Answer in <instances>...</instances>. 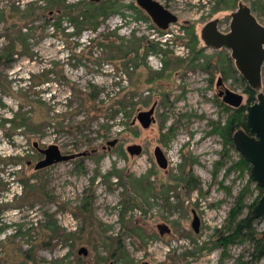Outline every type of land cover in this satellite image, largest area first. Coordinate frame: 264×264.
<instances>
[{"label": "rangeland", "instance_id": "obj_1", "mask_svg": "<svg viewBox=\"0 0 264 264\" xmlns=\"http://www.w3.org/2000/svg\"><path fill=\"white\" fill-rule=\"evenodd\" d=\"M91 1L0 0V264H26V252L31 249L37 263L32 259L29 264H76L78 258L95 264L99 258H110L115 239H121L131 264L248 262L247 245H232L227 255L213 245L216 229L225 224L239 194L250 186L247 207L261 195L257 185L249 183V172L229 173L241 155L214 133L232 113L217 96L219 79H224L226 89L242 94L245 104L249 100L247 83L238 71L233 75L227 67L225 78L218 63L219 51L205 47L201 31L210 21L219 20V30L229 32L231 14L240 2L264 25V0H159L177 17L164 33L152 20L138 17L131 8L137 5L136 0H117L119 10L110 13L96 32H78L62 2L75 5ZM191 28L199 39L198 48L203 49L202 56L193 68L166 69V59L193 57ZM114 30L122 39L146 38L169 53L152 52L145 60L140 57L133 65L142 68L127 71L126 60L109 61L97 39L99 34ZM13 40L18 53L9 63L4 51ZM220 51L231 57L228 50ZM208 59L212 64L207 70L204 64ZM150 71L166 73V79L145 84ZM262 75L264 92V67ZM132 80L142 84L132 87ZM91 84L101 95L85 103L88 95L75 92L88 93ZM161 85L164 90L158 89ZM161 95H166V103ZM119 96L134 97L135 108H128L132 112L130 126L125 124L123 113L109 118L110 107ZM155 103V123L149 129L138 122L133 126L138 113ZM26 117L41 125L42 131L27 133L22 124ZM115 140L114 147L108 145ZM35 143L41 149L59 145L65 153L86 151L91 155L79 160L83 170L76 169V161L36 171L42 155ZM134 144L142 146V155L132 157L127 152ZM157 147L168 159L167 170L156 163ZM219 162L221 166H217ZM181 167L186 174L192 172L199 185L194 189L178 186L166 201L160 186L174 184L171 177L181 176ZM117 172L136 180L147 178L156 187L146 194L148 205L128 210L124 221L121 214L129 193ZM28 179L37 190L30 198H26L21 182ZM87 197H92L91 214L80 209ZM253 209L246 208L243 217ZM194 214L201 220L198 234L192 228ZM49 219L61 227L54 237L44 227ZM162 224L169 226L170 234L160 235L158 225ZM257 228L264 231V217L257 220ZM132 229L144 230L145 239L131 234ZM46 242L51 247L44 246ZM83 247L89 251L86 257L78 255ZM116 264H123V260Z\"/></svg>", "mask_w": 264, "mask_h": 264}, {"label": "trees", "instance_id": "obj_2", "mask_svg": "<svg viewBox=\"0 0 264 264\" xmlns=\"http://www.w3.org/2000/svg\"><path fill=\"white\" fill-rule=\"evenodd\" d=\"M63 9L65 10L66 14L68 15L69 19L73 23L74 27L77 29L78 32H81L83 30H92L93 32H96L100 26L102 25V22L105 21V19L108 17L110 13L117 12L119 10V3L117 0H101V2H94L91 1L89 3H78L75 5H66L65 2H62ZM132 9H134L138 15L139 18H143L145 20H151L150 17L142 10L140 9L136 4L131 6ZM32 8H28V12L31 11ZM33 10V9H32ZM16 11H19L18 9ZM18 13V12H17ZM33 13V12H32ZM158 29V28H157ZM163 33L162 30L158 29ZM190 48H192V54L193 57L187 60H181V59H166L164 61L166 65V69L168 67H172L173 69H180L183 66H187L190 68L195 67L194 63L196 60L202 56L203 49H199V39L196 35L195 29L191 28L190 31ZM99 41V45L105 49V52L109 58V61L111 62H117L120 60H126L124 63V69L129 71V69L132 67L134 71H137L139 68H142L141 65H138L137 63L133 65L134 60H139L140 57L142 60H145V58L150 53L157 52L159 53L162 49H160L158 44H152L151 42L147 41L146 38H137L133 36L130 40L122 39L117 32L114 31H107L105 33L99 34V37H97ZM11 46L7 48L4 52L6 55H1L2 57H7V62H12L14 60V55L18 53L16 52V41L11 42ZM26 51V50H25ZM23 51V52H25ZM23 52H20L23 53ZM162 53H166L165 55H168V51H161ZM219 66H221V71L224 73L225 78L228 77V73L224 69V67L228 68L227 70L230 71L233 75L237 72L236 66L234 61L231 59V57L223 56L222 51H219ZM1 57V58H2ZM212 64V60L208 59L206 63L204 64L205 69L208 70ZM132 65V66H131ZM144 65V64H143ZM143 68H146L144 65ZM117 71L119 70V67L116 66L115 68ZM166 73H151L149 72V76L145 81V84H150L153 80L159 78V79H166ZM243 82H245L243 80ZM140 84H142L141 80L134 81L132 80L131 86L132 87H138ZM91 90L87 92L78 91L75 92L76 95H88L87 98L84 100L85 103L94 102L98 99L99 95H101V90L95 86L90 85ZM159 90H164L165 87L161 85L158 87ZM245 93L249 95L248 105H251L256 101L257 93L250 89L248 85H246ZM164 94V93H160ZM163 97L162 100H165L164 102H167L166 95H161ZM134 97L128 98L127 96H123L116 100L115 104L110 107L109 110V118L115 119L118 114L123 113L126 121L125 124L130 126L131 123L129 122L132 117V112L128 111V108L131 107V109L135 108L134 103ZM226 108V107H225ZM227 111H232L229 118L227 119V122L224 126L218 125L214 129V133L220 135L225 145L228 147L235 149L233 137L234 134L239 130H244L248 134L250 133L249 129L246 126V112L247 107L244 106L240 109H231L226 108ZM95 111V110H94ZM100 111L99 109L97 112ZM23 126L27 129L28 132L33 133H40L42 131L41 125H35V123L32 122V119L30 117H26L23 119ZM106 128H109L108 126ZM60 129H64V127L60 126ZM79 129V128H78ZM82 160V159H81ZM79 161V160H78ZM196 162L194 159L191 160ZM217 166H221V163L219 162ZM76 169H84L83 168V161H79L76 163ZM229 173L232 171L239 170L241 171V174L244 172H249L251 170L250 165L246 162V160L241 156L240 160L233 164L229 169ZM116 175L120 178L121 184L124 186L126 191L129 193V196L125 198L124 201V210L122 211V221H124L125 214L130 209H134L136 207L142 208V206L148 205L146 202L147 200V193H153L156 191L155 185L147 178H141L139 180L134 179L132 175H126L124 173L117 172ZM174 184L169 185L168 183H162L159 189V192L161 195H166V201H168V195L169 192L177 188L178 186H190V188L194 189L197 187L198 182L195 180L192 172L189 174H186L185 168L181 167V176L178 178L171 177ZM24 184L25 188V194L26 198H30L35 192L37 191L35 187L30 185V180H22L21 181ZM253 181L251 178L249 179V183L251 184ZM260 190L262 196V189L260 187H256ZM250 193V186L246 187L236 198L235 206L232 208V210L229 213V216L227 220L225 221V224L220 229H216L215 237L213 240L214 248H221L223 249V255H227L228 249L232 245H247L250 250L247 251L249 253V257L251 258L248 262H242L241 264H264V231H259L257 228V219L253 218L252 211H250L246 216L243 217L244 211L246 208L252 210L254 206L257 204L258 200L251 205H246V199ZM51 199V198H50ZM81 211L84 214H91L92 213V197H87L84 199L83 204L80 207ZM137 223V222H136ZM45 229L48 230L52 235L56 236L58 233L61 232V227L57 224L56 221L49 219L46 225H44ZM137 231V230H136ZM135 230H131V234L137 235L141 240H144L146 237L145 231L142 230L141 232H136ZM22 234V233H21ZM29 234V232L27 233ZM25 235V234H22ZM113 241L115 245V249L111 251L110 258L105 259H98L95 264H107L109 261H119L123 260V264H131V261L129 260V256L127 254V250L123 243L121 242V239H115ZM46 247H51L50 242L43 243ZM144 245V244H143ZM33 250L26 252L27 258L26 264L31 263V260L36 262L34 256H32ZM37 263V262H36ZM41 264H49L42 262ZM51 264H61L59 262H53ZM76 264H87L85 263L81 258H78Z\"/></svg>", "mask_w": 264, "mask_h": 264}, {"label": "water", "instance_id": "obj_3", "mask_svg": "<svg viewBox=\"0 0 264 264\" xmlns=\"http://www.w3.org/2000/svg\"><path fill=\"white\" fill-rule=\"evenodd\" d=\"M100 2L101 0H92ZM142 9L152 20L153 24L162 31H167L171 25L177 22V17L161 4L158 0H136ZM201 40L205 47L216 51L228 50L235 63L236 69L247 83L248 87L257 93L256 101L251 105L244 103V96L224 87L223 79L220 78L217 86H223L224 90L219 91V96L225 105L232 109L247 107L246 126L250 133L239 130L234 134L233 141L236 150L250 165L251 180L262 189L263 195L255 205L252 216L259 220L264 217V92L263 89V67H264V25L253 14L252 9L240 2L238 9L231 14L229 32L223 33L219 30V20L207 23L201 31ZM156 104L147 111H140L133 119L132 125L137 122L143 129H149L155 123ZM117 140L109 142L108 145L114 147ZM35 148L45 158L40 160L36 166V171L47 169L56 164L70 162L76 158L85 157L88 152L63 155L58 146L51 145L46 149H41L37 143ZM127 152L133 156H140L143 148L140 145H130ZM156 163L162 170H167L169 162L161 147H157L154 152ZM192 228L198 234L201 228L200 218L194 214ZM161 236L170 234L168 225H158ZM87 248H81L78 252L80 256H88Z\"/></svg>", "mask_w": 264, "mask_h": 264}, {"label": "flooded vegetation", "instance_id": "obj_4", "mask_svg": "<svg viewBox=\"0 0 264 264\" xmlns=\"http://www.w3.org/2000/svg\"><path fill=\"white\" fill-rule=\"evenodd\" d=\"M159 1V0H158ZM164 32H166V31H163V33ZM232 59V58H231ZM223 79V78H222ZM223 82L225 83V81H224V79H223ZM217 88H218V91H217V96L218 97H220L219 96V91H221V90H224V87L223 86H217ZM221 98V97H220ZM222 99V98H221ZM156 104V108H157V103H155ZM154 104V105H155ZM155 121H156V119H155ZM55 146H58L59 147V149L61 150V152H62V154L63 155H70V154H77V153H80V152H76V153H65V152H63V150L61 149V147L59 146V145H55ZM49 147V146H48ZM46 149V148H45ZM94 153H96L97 152V150H95V151H93ZM164 152V151H163ZM41 154V153H40ZM42 155V160L45 158V156L43 155V154H41ZM91 154L89 153L88 155H86L85 157H88V156H90ZM85 157H80V158H76V159H74V160H71L70 162H76V161H78V160H81V159H83V158H85ZM168 160V159H167ZM57 165V164H56ZM109 264H116V261H112V262H110Z\"/></svg>", "mask_w": 264, "mask_h": 264}]
</instances>
